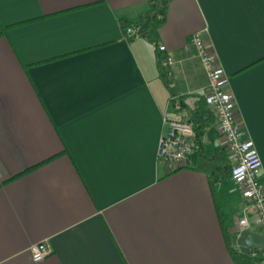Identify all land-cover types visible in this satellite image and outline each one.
Here are the masks:
<instances>
[{
    "label": "crops",
    "instance_id": "0c3cea01",
    "mask_svg": "<svg viewBox=\"0 0 264 264\" xmlns=\"http://www.w3.org/2000/svg\"><path fill=\"white\" fill-rule=\"evenodd\" d=\"M153 1L0 0V264H245L215 199L232 233L246 201L235 182L232 215L218 190L233 179L216 116L200 111L208 78L190 38L206 31L264 183V0H170L147 37L127 35ZM193 110L202 147L169 171L157 156L166 117ZM43 241L52 252L35 262Z\"/></svg>",
    "mask_w": 264,
    "mask_h": 264
},
{
    "label": "built area",
    "instance_id": "2783aa9c",
    "mask_svg": "<svg viewBox=\"0 0 264 264\" xmlns=\"http://www.w3.org/2000/svg\"><path fill=\"white\" fill-rule=\"evenodd\" d=\"M138 32L132 28L127 34ZM206 31L199 30L190 38L192 46L201 61L208 78L206 102L217 119V131L220 135L223 150L231 165V178L240 186L246 206L239 213L238 230L249 229L264 235V183L259 180L262 160L252 138L246 135L237 119L235 97L228 85L227 74L218 57L208 44ZM160 66L167 76L173 74L174 59L169 54H163L166 47L159 46ZM195 124L189 118L168 114L166 125L159 139L157 156L166 164L169 171L189 167L193 164L196 152ZM32 258L42 262L51 252L52 247L47 241L31 246ZM253 264H264V256L257 258L254 249Z\"/></svg>",
    "mask_w": 264,
    "mask_h": 264
},
{
    "label": "trees",
    "instance_id": "16d2710c",
    "mask_svg": "<svg viewBox=\"0 0 264 264\" xmlns=\"http://www.w3.org/2000/svg\"><path fill=\"white\" fill-rule=\"evenodd\" d=\"M169 1L170 0H155V1H153L151 4V8L144 15L140 16L138 19H136L134 21L125 22L122 24V28H123L124 32L127 34V29L130 27V25L136 24L138 27V32L135 34V36L136 35H142V36L147 37L149 29L152 26V24L155 22H158V21L162 22L164 20L166 8L168 6ZM206 104H207V102L205 100L204 104L201 105L200 111L209 113L212 110L210 109V107H208V104L207 105ZM184 105H185V102L183 101L182 98H178V99H175L172 101V106H173V109L175 111H180ZM198 116H200L199 112L193 110L192 116L189 118L195 124L196 150L202 147V144H203L202 143V137L204 134V127H205L204 119L200 120V119H198ZM228 162H229V160H228ZM224 168L227 171L225 173V175L231 176V165L226 164V166ZM218 177H220V176L215 175V174H211L209 176L210 183H211L213 188H214V184L216 183ZM215 204H216L218 214L220 216L223 234H224V237L226 239L227 246H228L230 252L231 253L238 252V253L242 254L243 256H249V254H245V253H243L241 251H237L235 249V246L233 245V242H232V236L234 233L231 232V227L233 225V221H232L229 213L227 212V210L225 208H223L218 203V200H216V199H215Z\"/></svg>",
    "mask_w": 264,
    "mask_h": 264
},
{
    "label": "water",
    "instance_id": "95a60500",
    "mask_svg": "<svg viewBox=\"0 0 264 264\" xmlns=\"http://www.w3.org/2000/svg\"><path fill=\"white\" fill-rule=\"evenodd\" d=\"M232 242L245 254L251 253L254 249L264 250V235L258 231L238 230L233 234Z\"/></svg>",
    "mask_w": 264,
    "mask_h": 264
},
{
    "label": "rangeland",
    "instance_id": "374dc122",
    "mask_svg": "<svg viewBox=\"0 0 264 264\" xmlns=\"http://www.w3.org/2000/svg\"><path fill=\"white\" fill-rule=\"evenodd\" d=\"M218 190L222 196L221 198L229 206L232 215H235L238 205L239 203H241L239 191H238L235 181L231 179H227L219 187ZM263 256H264V252H257V255H256L257 258H262ZM252 257H253V252L249 253V256L246 257L244 263L253 264L254 261Z\"/></svg>",
    "mask_w": 264,
    "mask_h": 264
}]
</instances>
